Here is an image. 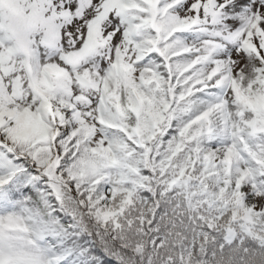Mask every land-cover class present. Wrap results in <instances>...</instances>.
I'll use <instances>...</instances> for the list:
<instances>
[{
    "label": "snow or ice",
    "instance_id": "snow-or-ice-1",
    "mask_svg": "<svg viewBox=\"0 0 264 264\" xmlns=\"http://www.w3.org/2000/svg\"><path fill=\"white\" fill-rule=\"evenodd\" d=\"M0 264H264V0H0Z\"/></svg>",
    "mask_w": 264,
    "mask_h": 264
}]
</instances>
